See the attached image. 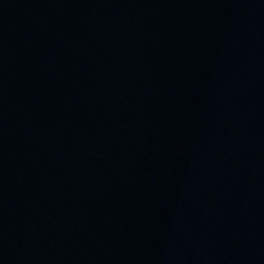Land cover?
<instances>
[{
	"label": "water",
	"instance_id": "obj_1",
	"mask_svg": "<svg viewBox=\"0 0 264 264\" xmlns=\"http://www.w3.org/2000/svg\"><path fill=\"white\" fill-rule=\"evenodd\" d=\"M0 264H264V0H0Z\"/></svg>",
	"mask_w": 264,
	"mask_h": 264
}]
</instances>
